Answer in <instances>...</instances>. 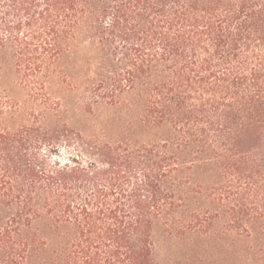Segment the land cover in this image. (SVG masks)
Instances as JSON below:
<instances>
[{
    "label": "trees",
    "instance_id": "trees-1",
    "mask_svg": "<svg viewBox=\"0 0 264 264\" xmlns=\"http://www.w3.org/2000/svg\"><path fill=\"white\" fill-rule=\"evenodd\" d=\"M81 35L106 64L71 108L47 83ZM0 55L24 95L0 64V264H161L159 225L264 219V0H0ZM132 97L134 119H68Z\"/></svg>",
    "mask_w": 264,
    "mask_h": 264
},
{
    "label": "rangeland",
    "instance_id": "rangeland-1",
    "mask_svg": "<svg viewBox=\"0 0 264 264\" xmlns=\"http://www.w3.org/2000/svg\"><path fill=\"white\" fill-rule=\"evenodd\" d=\"M0 64L5 86L13 91V95L23 99V92L16 87L17 76L13 73L9 60L0 55ZM105 64L106 59L99 52L96 42L86 35H81L77 38L72 52L64 57L59 65L67 79L61 82L60 75L52 77L47 83V90L52 98L60 99L65 105L73 108L87 96L86 87L90 83L87 81L95 78V74L101 71V65ZM122 101L131 107L121 106L96 111L94 115L73 111L68 119L81 126L86 122L87 125L93 123L96 118L98 121H127L140 114L141 104L138 100L132 97ZM121 131L120 127L108 130L113 137ZM189 176L192 183L190 187L204 179L200 171H192ZM209 181H214V176L210 177ZM189 202L193 208L208 206V201L198 195H190ZM263 202L264 200H261L256 204L264 210ZM213 222L211 231L205 236H177L171 227L157 226L153 232L155 258L161 264H264V219L254 222L249 226L248 233L243 235H236L234 231L228 230L226 219L222 216L213 218Z\"/></svg>",
    "mask_w": 264,
    "mask_h": 264
}]
</instances>
